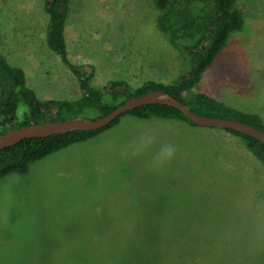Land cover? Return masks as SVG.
<instances>
[{
  "label": "rangeland",
  "instance_id": "obj_1",
  "mask_svg": "<svg viewBox=\"0 0 264 264\" xmlns=\"http://www.w3.org/2000/svg\"><path fill=\"white\" fill-rule=\"evenodd\" d=\"M235 6L243 24L196 91L264 121V0ZM155 14L152 0H68L69 60L95 67L96 88L113 80L132 89L171 83L186 58L156 30ZM47 25L42 0H0V56L24 71L37 99L76 100V78L45 44ZM98 115L85 107L64 117ZM131 119L120 120L124 134L68 146L24 175L0 178V264H264V215L254 210L264 181L253 161L264 167L242 140L183 120L151 119L143 129ZM145 130L152 150L124 158V146ZM169 142L177 146L172 163L146 167Z\"/></svg>",
  "mask_w": 264,
  "mask_h": 264
},
{
  "label": "trees",
  "instance_id": "obj_2",
  "mask_svg": "<svg viewBox=\"0 0 264 264\" xmlns=\"http://www.w3.org/2000/svg\"><path fill=\"white\" fill-rule=\"evenodd\" d=\"M235 1L152 0L156 30L171 47L185 56L187 68L171 83L147 81L132 89L126 82L114 80L102 88L94 87L95 67L92 64H73L68 58L64 37L68 0H42V10L48 19L45 44L76 78L80 96L71 101L39 100L26 86L24 71L11 66L0 56V134L23 125L62 121L68 113L85 107L96 109L99 115L95 118H98L127 99L154 90L167 93L198 115L241 121L264 132V121L259 116L230 110L220 101L196 91L202 75L224 46L229 34L240 29L243 24ZM104 96L121 100L109 103L103 100ZM125 115L140 119L183 120L194 125L175 108L158 104L144 105L120 115L99 130L29 138L0 149V178L9 174L24 175L30 163L96 136L117 124ZM226 131L239 137L245 149L264 167L262 142L232 130Z\"/></svg>",
  "mask_w": 264,
  "mask_h": 264
},
{
  "label": "water",
  "instance_id": "obj_3",
  "mask_svg": "<svg viewBox=\"0 0 264 264\" xmlns=\"http://www.w3.org/2000/svg\"><path fill=\"white\" fill-rule=\"evenodd\" d=\"M148 104H158L175 108L195 126L217 127L224 130H232L239 134L253 137L264 144V132L247 123L233 119L213 118L198 115L190 111L183 103L167 93L161 90H154L129 98L108 114L98 118L88 119L75 117L62 121L29 124L9 129L0 134V149L13 146L18 142L29 138L62 135L75 131L99 130L112 123L120 115Z\"/></svg>",
  "mask_w": 264,
  "mask_h": 264
},
{
  "label": "clouds",
  "instance_id": "obj_4",
  "mask_svg": "<svg viewBox=\"0 0 264 264\" xmlns=\"http://www.w3.org/2000/svg\"><path fill=\"white\" fill-rule=\"evenodd\" d=\"M154 136L150 131H142L131 139L123 148L124 158H139L152 150ZM177 146L174 143H163L153 153L151 160L146 162V167L158 171L165 170L175 159Z\"/></svg>",
  "mask_w": 264,
  "mask_h": 264
},
{
  "label": "crops",
  "instance_id": "obj_5",
  "mask_svg": "<svg viewBox=\"0 0 264 264\" xmlns=\"http://www.w3.org/2000/svg\"><path fill=\"white\" fill-rule=\"evenodd\" d=\"M122 118V117H121ZM121 118L119 119V121H118V123L117 124H115L114 126H112V127H110L109 129H107V130H104V131H102V132H100V133H98L96 136H94V137H92V138H90V139H87V140H92V139H94V138H97L98 136H103V135H120L121 134V132L122 131H120V130H117V128H119L120 127V120H121ZM130 118H133V119H131V120H134V119H136V120H141V122L137 125L138 126V128H143V129H148L149 127H151V125L148 123L149 121L148 120H151V119H156V118H150V119H140V118H136V117H134V116H131L130 115ZM162 120H164V119H162ZM166 120H169V119H166ZM180 121V120H179ZM152 122V121H151ZM156 127V126H155ZM154 127V128H155ZM123 134H124V132H122ZM127 134V133H126ZM218 135H228V133H224V134H221V133H217ZM230 135V134H229ZM86 141V140H85ZM85 141H82V142H85ZM79 143H81V142H79ZM75 144H78V143H75ZM75 144H72V145H75ZM72 145H70V146H72ZM69 146V147H70ZM66 148H68V147H66ZM245 151L248 153V155L250 156V158L252 159V155L245 149ZM254 158V157H253ZM253 160V159H252ZM254 163H253V165H254V172L255 171H258L259 173H260V175H259V177H260V179L262 180V181H264V172H261L262 171V169H261V167H260V165H258V163H256V161H253ZM256 176H254V178H255ZM242 180V179H241ZM240 180V181H241ZM254 180H258V179H254ZM254 187H255V183H254ZM262 198H264V197H262ZM262 208L263 210L260 212L259 211V208ZM254 210L256 211V212H258V214L260 213H262V215H264L263 213H264V200L262 199V200H260V198H259V200H254ZM257 214V215H258ZM259 214V215H260ZM259 215L257 216V217H259Z\"/></svg>",
  "mask_w": 264,
  "mask_h": 264
}]
</instances>
